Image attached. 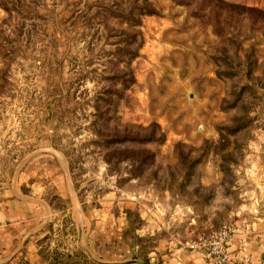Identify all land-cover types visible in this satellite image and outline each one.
<instances>
[{
  "label": "rangeland",
  "instance_id": "374dc122",
  "mask_svg": "<svg viewBox=\"0 0 264 264\" xmlns=\"http://www.w3.org/2000/svg\"><path fill=\"white\" fill-rule=\"evenodd\" d=\"M40 163L70 189L0 264H170L264 224V0H0V184Z\"/></svg>",
  "mask_w": 264,
  "mask_h": 264
},
{
  "label": "crops",
  "instance_id": "0c3cea01",
  "mask_svg": "<svg viewBox=\"0 0 264 264\" xmlns=\"http://www.w3.org/2000/svg\"><path fill=\"white\" fill-rule=\"evenodd\" d=\"M59 164L51 168L40 163L0 184V261L40 258L36 248L49 228V193L63 195L70 189L65 168ZM258 226H232V235L225 242L226 264H264V224ZM211 260L202 250H190L181 252L176 260L171 257L169 262L213 264Z\"/></svg>",
  "mask_w": 264,
  "mask_h": 264
},
{
  "label": "built area",
  "instance_id": "2783aa9c",
  "mask_svg": "<svg viewBox=\"0 0 264 264\" xmlns=\"http://www.w3.org/2000/svg\"><path fill=\"white\" fill-rule=\"evenodd\" d=\"M231 237V227L227 224H221L213 230L207 238L203 239L197 245L207 258H211L213 264H226L227 252L225 242Z\"/></svg>",
  "mask_w": 264,
  "mask_h": 264
},
{
  "label": "trees",
  "instance_id": "16d2710c",
  "mask_svg": "<svg viewBox=\"0 0 264 264\" xmlns=\"http://www.w3.org/2000/svg\"><path fill=\"white\" fill-rule=\"evenodd\" d=\"M139 10H140V11H143V10H144V7L139 6ZM146 10H147L146 13L153 12V11H151V10H153V9H150V8H147ZM125 11L128 13V8H127V9H124V10H123V9H119V10L116 11L115 13H117V12H125ZM78 251L81 252V250L77 249V250H73V253H77ZM65 255H66V257H69V256H70L69 253H66ZM68 264H69V263H68ZM73 264H74V262H73Z\"/></svg>",
  "mask_w": 264,
  "mask_h": 264
},
{
  "label": "water",
  "instance_id": "95a60500",
  "mask_svg": "<svg viewBox=\"0 0 264 264\" xmlns=\"http://www.w3.org/2000/svg\"><path fill=\"white\" fill-rule=\"evenodd\" d=\"M136 262V263H140L138 260H133V259H130V260H127V261H122V262H108V261H103L102 263H104V264H118V263H126V262ZM140 264H142V263H140Z\"/></svg>",
  "mask_w": 264,
  "mask_h": 264
}]
</instances>
